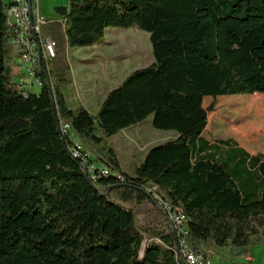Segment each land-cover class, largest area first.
I'll use <instances>...</instances> for the list:
<instances>
[{
    "label": "trees",
    "instance_id": "16d2710c",
    "mask_svg": "<svg viewBox=\"0 0 264 264\" xmlns=\"http://www.w3.org/2000/svg\"><path fill=\"white\" fill-rule=\"evenodd\" d=\"M6 7L0 0V264H183L176 233L140 229L129 207L153 202L154 189L184 217L195 252L259 241L264 155H250L232 139H205L213 108L202 104L208 97L264 95V0L57 6L62 21L47 28L68 48L96 45L110 27L149 35L153 62L109 91L94 114L69 108L48 83L37 93L17 89ZM150 116L155 130L176 137L151 148L133 175L120 171L112 149L102 168L83 150L74 156L76 143L100 145Z\"/></svg>",
    "mask_w": 264,
    "mask_h": 264
},
{
    "label": "rangeland",
    "instance_id": "374dc122",
    "mask_svg": "<svg viewBox=\"0 0 264 264\" xmlns=\"http://www.w3.org/2000/svg\"><path fill=\"white\" fill-rule=\"evenodd\" d=\"M66 3L67 0H39V10L48 21L61 22L55 8L66 6ZM45 35L51 37L47 26ZM58 38L57 56L51 64L52 70L57 74L55 79L58 81H52V83L53 87L59 88L71 109L82 106L90 113H96L109 91L120 85L131 72L153 62V49L149 42V35L135 27L107 28L102 40L90 47L68 48L64 37L61 35ZM6 49L10 55L12 50L7 46ZM202 105L204 108L209 106L213 108L208 112V131L211 134L212 131L217 130L230 135V139L237 143L241 141L257 154L264 151V136L263 141H260V136L264 133V125L263 118L259 116L260 105L264 113V97H248V95L221 96L215 99L208 97L203 100ZM255 128H258L257 133L252 131ZM175 135L174 131L155 130L152 127V116H150L141 124L105 139L100 145L81 142L78 147L83 150L86 160L90 159L89 164L95 167L101 166V168L104 166L103 161L107 160L108 149H112L120 171L131 176L151 148L174 139ZM214 136L216 139L229 138L221 136L220 133ZM212 137L207 138L214 139ZM221 157H226L225 152L221 153ZM153 199V202L149 200L139 206H127L134 209L135 219L140 229L167 231L168 224L174 220L173 216H170L167 208L161 204L159 199L162 200V198L155 189ZM143 237L147 238L145 234ZM184 239L188 248H191L185 237ZM212 250L213 248L201 247L200 252L197 253H209L211 264H220L221 256L215 255ZM248 253L252 257V263L235 259V257L232 263L264 264V235L250 246ZM224 262L222 259V264Z\"/></svg>",
    "mask_w": 264,
    "mask_h": 264
},
{
    "label": "built area",
    "instance_id": "2783aa9c",
    "mask_svg": "<svg viewBox=\"0 0 264 264\" xmlns=\"http://www.w3.org/2000/svg\"><path fill=\"white\" fill-rule=\"evenodd\" d=\"M6 2V23L11 29L7 46L12 50L11 72L15 86L24 93H37L47 83L53 88L51 63L57 56L58 43L52 37L45 35L48 20L40 13L39 0H6ZM61 128L64 132L68 131L66 124L61 123ZM75 145L77 149H73L74 156H79L81 149L77 143ZM102 173L107 172L102 169ZM159 200L162 202L161 199ZM166 208L174 219L168 224V229L175 232L179 238L176 257L183 264H211L209 253H197L188 248L184 239L186 233L183 227L184 217ZM245 260L251 262L249 258Z\"/></svg>",
    "mask_w": 264,
    "mask_h": 264
},
{
    "label": "crops",
    "instance_id": "0c3cea01",
    "mask_svg": "<svg viewBox=\"0 0 264 264\" xmlns=\"http://www.w3.org/2000/svg\"><path fill=\"white\" fill-rule=\"evenodd\" d=\"M253 96H257V97H264V95H260V94H254V95H251V96H248V97H253ZM259 113H260V118L262 117L263 119H262V123H263V125H264V116H262V115H264V113H263V108L261 107V105L259 106ZM257 129L258 128H255V130L253 129L252 131H255V133H257L258 131H257ZM206 133V134H205ZM219 134L220 133V135L221 136H228L229 138H227V139H230L231 137H230V135H228V134H223V133H221V132H219V131H217V130H214V131H212V134L208 131V124H207V127H206V129H205V131H204V133H203V136H204V138L205 139H207V140H209L210 142L213 140V139H209V138H207L208 136H213L214 137V139H216L215 138V136H214V134ZM254 135V134H253ZM252 136V135H251ZM263 136H264V133H263V135H261L260 136V141H263ZM175 137H176V135H175ZM212 137V138H213ZM233 137V136H232ZM237 138H238V136H237ZM227 139H220V140H227ZM250 139V138H249ZM238 140V139H237ZM236 142V141H235ZM239 143H237L241 148H243L246 152H248L250 155H264V151H262V152H258V154L256 153V152H254L253 151V149L252 148H250V147H247L245 144H243L241 141H238ZM251 246V245H250ZM250 246H248V247H246V248H244V249H232V248H230V247H224V248H213V253L215 254V255H219V256H221V259H220V261H221V263L220 264H222V259H224V264H233L232 262H233V257H235V259H239V260H245L246 258H249L250 259V263H252V257H251V255L248 253V249L250 248ZM228 261V262H227Z\"/></svg>",
    "mask_w": 264,
    "mask_h": 264
}]
</instances>
